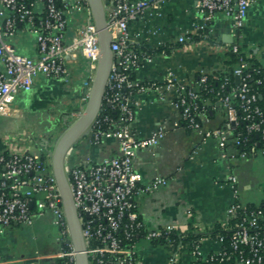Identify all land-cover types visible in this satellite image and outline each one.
<instances>
[{
  "label": "built area",
  "instance_id": "2783aa9c",
  "mask_svg": "<svg viewBox=\"0 0 264 264\" xmlns=\"http://www.w3.org/2000/svg\"><path fill=\"white\" fill-rule=\"evenodd\" d=\"M166 1L105 0L112 36L111 48L115 56L105 100L116 114H99L82 140L94 147L106 141H116L120 154L102 159L91 153L80 157L79 142L67 158V171L89 264H144L138 256V242L145 239L152 243L164 238L171 246L167 233L177 228H147L138 210L141 194L154 192L169 183L166 177L156 176L150 183L143 184L142 174L135 168L137 150L153 148L165 136L162 127L148 138L138 139L135 136L133 122L142 108L138 94L154 92L161 101L170 96L179 111L181 124L203 139L215 138L222 150L232 145L238 147L241 157L264 155V146L260 147L264 142V106L258 103L261 95L251 83L254 77L248 71L251 67L250 54L242 56L234 69V74L240 79L239 84L225 94L213 91L208 84L209 73L205 71L189 82L177 77L173 71L168 72L164 81L145 82L135 77L139 67L154 61L155 52L144 48L147 45L140 40L141 32L133 33L131 27L137 21L161 17V7ZM193 2L197 12L195 33L201 31L203 38L208 39L216 14L229 18L233 28L239 30L244 27L247 13L255 0ZM73 16H78L80 23L69 35L68 24ZM22 32L33 34L37 58L17 51L12 41ZM152 33L157 34L158 29L155 28ZM189 35H181L179 42L191 39ZM230 50L241 54L240 44L233 43ZM81 51L89 60L83 96L86 102L100 52L98 31L86 0H0V116L11 115L9 105L19 90L31 88L35 76L43 74L58 78L67 75V62L76 61ZM224 82L230 83L228 78ZM256 82L259 83L260 79ZM209 92L213 93L217 104L227 110L228 121L224 126H203V120L215 110V106L201 101ZM240 122L244 124V130L236 133ZM53 137H29L42 148L41 153L28 150L23 153L0 152V236L16 226H33L37 218L46 215L59 228L57 250L26 258L29 264H46L44 260L76 264L61 193L52 171L50 150L53 148ZM250 137L253 140L252 152L239 149ZM228 181L234 191V201L228 208V226L233 232L229 242L225 245V237L218 234L213 237L218 248L205 253L201 238L182 246L174 257L169 256L170 264L174 259L180 262L178 258L184 249L189 256L185 264H264V206L249 207L241 199L237 176L230 175Z\"/></svg>",
  "mask_w": 264,
  "mask_h": 264
},
{
  "label": "crops",
  "instance_id": "0c3cea01",
  "mask_svg": "<svg viewBox=\"0 0 264 264\" xmlns=\"http://www.w3.org/2000/svg\"><path fill=\"white\" fill-rule=\"evenodd\" d=\"M161 8V17L137 21L131 27L133 33L141 32L142 44L152 49L165 48L164 51L155 53L152 63L135 71V77L139 80L164 81L168 72L173 71L177 77L189 82L196 79L202 71L223 72L226 69V53L233 43L246 47V53L254 56L264 66V0H255L252 4L243 28L235 30L232 21L218 13L210 25V39H187L184 43L179 42L181 35L195 33L197 12L193 0H167ZM79 23L78 16L71 18L68 24L69 35H72ZM155 28L158 29L157 34L152 33ZM12 42L19 53L38 57L33 34L22 32ZM250 50H253L252 53ZM86 66L81 51L76 61L67 62V75L58 78L43 74L35 76L29 90L18 91L9 105L11 115L7 117L15 122L22 120L23 124L28 120L38 122L48 128V135H54L57 128L73 120L74 115L85 104L83 96L88 75ZM137 97L141 100L142 108L136 113L133 122L135 136L138 139L148 138L160 127L164 128L165 136L157 146L137 150L135 168L142 174L143 184L150 183L156 176H164L169 180L166 186L138 197L141 217L150 229L185 228L193 218L194 225L203 233L202 250L207 253L217 249L218 245L210 232L219 224H229L228 208L234 201V191L228 177L237 176L243 202L261 203L264 200V155L241 157L235 146L222 150L215 138L203 139L196 132L185 128L170 96L165 101H161L154 92H143ZM222 121L220 112L211 114L208 119L203 120V126H221ZM35 146L38 149L36 153H41L42 148L36 144ZM79 147L80 157L91 153L102 159L120 154L116 141H106L94 147L82 140ZM27 150L29 151L23 144L16 143V140L10 142L7 137H0V152L23 153ZM45 217L51 221L49 216ZM137 251L144 264H170L169 249L165 246L141 239ZM29 257L31 256L23 255L7 259L0 255V264H29L26 259ZM44 262L52 264L53 260ZM186 262L180 261L179 264Z\"/></svg>",
  "mask_w": 264,
  "mask_h": 264
},
{
  "label": "water",
  "instance_id": "95a60500",
  "mask_svg": "<svg viewBox=\"0 0 264 264\" xmlns=\"http://www.w3.org/2000/svg\"><path fill=\"white\" fill-rule=\"evenodd\" d=\"M86 3L98 31L100 52L97 67L83 110L57 136L54 146L50 150L52 171L61 193L66 221L75 248L76 264H89V257L67 171V158L72 149L91 130L103 110L108 79L115 57L111 48L112 36L109 30L105 0H86Z\"/></svg>",
  "mask_w": 264,
  "mask_h": 264
},
{
  "label": "trees",
  "instance_id": "16d2710c",
  "mask_svg": "<svg viewBox=\"0 0 264 264\" xmlns=\"http://www.w3.org/2000/svg\"><path fill=\"white\" fill-rule=\"evenodd\" d=\"M189 36H191L192 41H198V40L204 39L203 38L204 33L201 31H199L198 33L190 34ZM209 37L208 39H210ZM144 48H148L151 52H155V53L162 52L165 50L164 47H160L157 49H151L145 46ZM245 48L246 47L244 46H240L241 54H235L231 50L228 51L226 53V58L224 61L226 69L223 72H216V73L208 74V84L211 88L214 89L213 90L214 92L222 91L223 94L229 93L233 86H237L239 84L240 79L234 74V69L239 65V62L242 56L246 54ZM252 51L253 50H250L251 53ZM85 60H86V65H87L86 67L88 69L89 60L86 57H85ZM250 63H251V67L248 71L251 72L252 76L254 77L251 83L254 89L258 92V94L261 95V98L258 99V103L264 106V66L254 56H251ZM225 78H228V80L230 81L229 84L228 83L226 84L224 82ZM257 79H260L259 83L256 82ZM212 94H213L212 92L207 93L206 95L203 96L201 101L202 103H209L210 106H215V110L212 111V114L220 112L221 116H223L222 126H224L226 122L228 121L227 110L222 105L217 104ZM105 112H108L114 115L116 114L115 110L112 109L107 104L106 100H104L103 110L100 113V115ZM71 121L72 120H69L65 125H63L60 128L58 135L60 134V132H62L66 128V126ZM243 130H244V124L240 122L237 127L236 133L243 131ZM252 145H253V140L250 137L248 138V141L245 144L240 146L239 149H242V150L244 149V150H247L249 153H251L253 150ZM263 146H264V142H261L260 147H263ZM235 147L238 149L237 146ZM248 206L252 208H263L264 200L259 204H248ZM232 233L233 232L229 229L228 225L222 226L219 224L214 227V229L210 232V235L212 237H216V235L218 234L223 235L225 237V245H226V243L229 242V239L231 238ZM167 234H168L167 237L169 238L171 246L167 243L166 239L164 238L153 240L152 244L167 247L169 249V253H170L169 256L171 258L180 252L182 246L185 247V246H188L189 244L197 242L203 236V233L200 232L194 225L193 218L190 220V222L187 224L185 228H176L173 230H169ZM177 263H178L177 259H174V261L171 262V264H177ZM52 264H62V260H54Z\"/></svg>",
  "mask_w": 264,
  "mask_h": 264
},
{
  "label": "rangeland",
  "instance_id": "374dc122",
  "mask_svg": "<svg viewBox=\"0 0 264 264\" xmlns=\"http://www.w3.org/2000/svg\"><path fill=\"white\" fill-rule=\"evenodd\" d=\"M84 106L85 104L83 108ZM81 111H79V113ZM78 114L74 115L75 118ZM60 128H57V132L52 138V146H54ZM47 130V127L40 125L38 122L28 120L23 124L22 120L15 122L7 116H0V137H7L10 142L16 140V143L23 144L29 151L34 153L38 152V149L35 146V142L29 137L43 139L45 135H48L49 130ZM26 136L27 138H25ZM58 235L59 228L48 218H37L33 226L20 225L6 231L5 235L2 236L3 242L0 247V255L7 259H14L16 257H22L23 255H25V257L35 256L48 251L57 250L56 238ZM188 258L189 256L184 249L179 255L178 260L186 262ZM177 264H179V262Z\"/></svg>",
  "mask_w": 264,
  "mask_h": 264
}]
</instances>
